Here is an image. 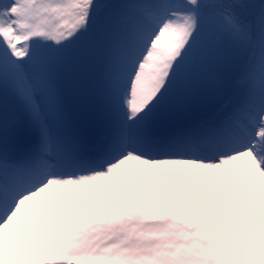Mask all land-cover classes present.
Instances as JSON below:
<instances>
[{
    "label": "snow or ice",
    "instance_id": "obj_1",
    "mask_svg": "<svg viewBox=\"0 0 264 264\" xmlns=\"http://www.w3.org/2000/svg\"><path fill=\"white\" fill-rule=\"evenodd\" d=\"M0 264H264V0H0Z\"/></svg>",
    "mask_w": 264,
    "mask_h": 264
},
{
    "label": "trees",
    "instance_id": "obj_2",
    "mask_svg": "<svg viewBox=\"0 0 264 264\" xmlns=\"http://www.w3.org/2000/svg\"><path fill=\"white\" fill-rule=\"evenodd\" d=\"M104 2H114V0H104Z\"/></svg>",
    "mask_w": 264,
    "mask_h": 264
}]
</instances>
